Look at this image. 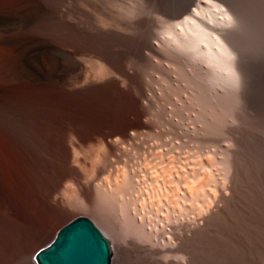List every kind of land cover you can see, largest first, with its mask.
<instances>
[{
    "label": "rangeland",
    "instance_id": "1",
    "mask_svg": "<svg viewBox=\"0 0 264 264\" xmlns=\"http://www.w3.org/2000/svg\"><path fill=\"white\" fill-rule=\"evenodd\" d=\"M41 1L46 9L29 14L16 5L0 9V43L10 47L0 80L35 75L78 86L44 101L43 117L32 125L37 134L27 142L56 156L68 143L91 193L67 183L52 194L62 207L45 204L46 163L9 130L26 125L0 119L2 180L50 232L28 239L27 249L49 244L83 215L110 238L112 264H141L139 246L157 250L165 262L264 264V0H220L237 18L223 16V26L243 27L228 75L170 30L169 8L151 0H66L80 34L58 21L59 32L45 31L40 22L53 1ZM98 29L110 34L119 55L98 52ZM73 58L80 67H72ZM111 81L118 86L108 87ZM173 230L193 238L191 253L168 251L179 244Z\"/></svg>",
    "mask_w": 264,
    "mask_h": 264
},
{
    "label": "bare ground",
    "instance_id": "2",
    "mask_svg": "<svg viewBox=\"0 0 264 264\" xmlns=\"http://www.w3.org/2000/svg\"><path fill=\"white\" fill-rule=\"evenodd\" d=\"M51 1H53L52 4L53 6L52 9L47 11L48 19L46 18L47 20L45 23L42 21V19L40 20L42 21L40 23L46 25L43 26L45 27L44 29L45 31L54 32L55 30L57 31L60 30L61 28L57 29L56 28L57 25H55V23L58 21L57 23L66 25V27L68 26V30L71 29L70 31L74 32V34L84 33L82 30L83 28L80 26L81 23L71 20L72 19L70 17L71 8L70 6L66 5L65 3L66 0H51ZM151 1L153 2L154 6L158 9L169 8L168 15H170L174 19L170 21L168 27L172 31H176V30L179 31L182 34L181 37L184 36L183 38H185L189 43L186 44L185 42L184 44L188 45L189 47H193L194 49L195 48L200 49V47L201 50L204 49L202 50L203 51L202 54L204 53L203 55H206V58L212 63L215 70L219 71L220 73L222 71L226 75H228V72L231 71L234 64V60L232 58V55L234 54L232 52V46L234 45L233 43H235V40L237 36H239V33L243 29V27H241L239 22H237L239 24L236 23V25L231 30L226 29L225 20L229 21L230 19L231 20L237 19L235 15H233L234 13L231 11V7L227 5V3H224L220 0H195L194 5L190 6L191 5L190 1L187 2L186 0L185 1L151 0ZM11 5L14 6L16 5L15 7L17 8V10L26 12L28 14L33 13L38 7L46 9V7L44 6L41 0H0V9L7 8L8 6ZM223 16L225 18L228 17V19L224 20L225 22L222 20ZM222 21L223 23H225L224 26ZM227 25H229V22ZM40 29L37 30L40 31ZM66 29L64 31L68 32ZM62 31L63 30H61V32ZM31 34L32 33H30V35ZM74 34L72 33V35ZM98 35L99 38H102V40L100 39L101 45L98 44L99 46L97 47L99 53L106 56L107 58L108 57L112 58V56L119 55V51L113 48L115 41L110 37V34L98 29ZM24 39L25 41H27L25 37ZM0 44L2 45V47L0 48V73H2L7 68L10 59L9 58L10 52H8L9 51L8 48L10 47L6 48L2 44V42ZM16 44L15 46H17ZM146 45L147 42L142 41L141 47H145ZM59 51L66 52V49L61 48L59 49ZM16 52L14 51L15 54H17ZM20 52H18L19 55H21ZM19 55H17L18 60H20ZM68 55L71 56L72 59L73 56L70 53ZM24 59L22 61H24ZM27 59L29 60V57ZM72 63H73L72 67H74L75 69L80 67V63L75 58H73ZM19 64L20 63L18 62L16 63V66L18 68L23 67L25 69V66ZM22 64L24 65L23 62ZM16 66L15 67L12 66V68H17ZM31 70L33 69L31 68ZM34 76L30 77L29 79L27 78L20 79L13 77L12 79L9 80L6 79L0 80V119L4 123L26 125L22 128H17L16 126L14 127L12 126L11 128H9V130L10 132L12 131L17 136L16 138L25 145V148L27 147V149L30 152H32L36 157L43 159L44 163H46L45 169H46V173L47 172L49 173L50 183H49V187L47 188V192L45 193L44 196L45 204L53 208L56 206L62 207L64 204L63 200L57 197L53 198L52 197L53 193L55 194L58 193L61 189H63V187H66L67 183H71V185L76 184L86 196H90L91 183L86 180L87 176H85L83 172L78 171V169L72 166L73 165L72 154H71L72 150L70 151V147L68 143L65 144L64 152L56 156L53 153L48 154L45 153V151H42V147H40L41 145L38 147L39 151H35L36 149L34 148L37 146L33 148L34 145L31 144L30 142L29 144L27 140H28V136H34L37 134V129L33 128L32 125L34 126V124H36L37 121L41 117H43L44 101L46 99L53 97L54 95L56 96V94L72 92L73 89L77 90L78 86L66 85L61 83L60 81L58 82V80L52 81L51 78L50 80H46V81L43 80L44 78L40 80L39 79L40 77L38 78ZM112 86H115L116 88L118 86L117 81H111L108 87H112ZM77 92L79 94L85 92V90L80 89ZM100 94H103V92ZM38 143L40 142L38 141ZM21 200H22L21 196H19L18 198L17 193L14 192L11 188H9L4 182V180H2V173L0 171V215H1L0 264H30V263L37 264L34 260H31L30 262L29 258L33 255V253H35V251L39 247L38 242L33 244L30 250H28L29 248L27 249L25 243L28 239L30 240L35 237H41V239H46L50 234L49 231L42 230L40 224H38V221L33 215L34 213H32L31 207L28 204L23 203ZM173 235L179 241V244H177V247L175 248L173 247L170 250L168 249V251H171V253L174 251H185L187 253H191L193 238L186 235V233L179 234L175 231L173 232ZM137 249H139L140 252L141 264H191V257L188 259V261L186 260L187 261L186 263L185 261L184 263L176 262L174 259H170L169 262H165L164 260L156 257L158 251L153 250L151 247L148 248L145 246H139V248Z\"/></svg>",
    "mask_w": 264,
    "mask_h": 264
},
{
    "label": "water",
    "instance_id": "3",
    "mask_svg": "<svg viewBox=\"0 0 264 264\" xmlns=\"http://www.w3.org/2000/svg\"><path fill=\"white\" fill-rule=\"evenodd\" d=\"M37 264H112L110 238L87 216H77L35 253Z\"/></svg>",
    "mask_w": 264,
    "mask_h": 264
}]
</instances>
